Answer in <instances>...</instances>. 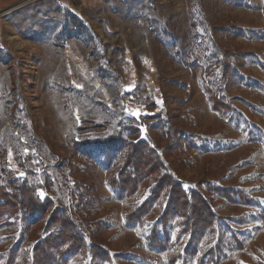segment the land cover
I'll list each match as a JSON object with an SVG mask.
<instances>
[{
  "label": "rangeland",
  "instance_id": "rangeland-1",
  "mask_svg": "<svg viewBox=\"0 0 264 264\" xmlns=\"http://www.w3.org/2000/svg\"><path fill=\"white\" fill-rule=\"evenodd\" d=\"M219 54L240 64L232 75ZM201 77L232 106L226 118ZM116 133L151 143L186 190L205 181L243 192L248 203L206 193L243 243L222 264H264V0H0V184L50 180L37 193L69 210L89 244L108 251L105 264H165L146 242L165 202L129 228L124 216L148 185L127 202L108 187L123 155L124 144L107 145ZM9 231L0 224V264ZM26 233L30 250L45 236ZM22 256L13 264H27Z\"/></svg>",
  "mask_w": 264,
  "mask_h": 264
},
{
  "label": "trees",
  "instance_id": "trees-1",
  "mask_svg": "<svg viewBox=\"0 0 264 264\" xmlns=\"http://www.w3.org/2000/svg\"><path fill=\"white\" fill-rule=\"evenodd\" d=\"M218 56L221 69L225 72L224 77L232 75L233 69L240 65L238 62L230 64L223 56ZM239 57L235 56L234 61ZM205 80L201 77V85L209 95L211 108L224 118L233 108L217 90L210 89ZM129 95L134 94L131 92ZM134 96L133 100L140 102L141 96ZM165 129L170 134L174 131L172 125H166ZM132 131L137 133L139 130ZM112 137L107 145L124 144L121 163L116 172L110 171L107 179L114 196L121 202L131 201L143 183L148 185L150 193L147 200L125 214L126 226L134 229L144 225L157 203L165 202L157 225L146 235L149 248L161 253L165 264H222L230 251L243 248L238 233L232 229L233 222L219 216L206 196L209 192L231 202L248 203L243 192L224 189L205 181L198 183L200 186L204 184V191L186 190L151 143L145 140L126 141L122 139L121 133ZM18 165L28 171L24 161L18 159ZM105 168L107 171L111 169L109 166ZM5 178L6 183L0 184V224L10 229L8 237L12 242L6 264H13L20 253L27 264H68L70 259L78 256L89 259L90 264L112 262L107 250L99 244H89L67 208L57 205L51 197H40L37 189H44L47 193L52 190L49 189L52 184L50 180L46 181V187L36 186L27 178ZM32 227H39L45 236L41 240L37 239L30 250L22 247V244L27 240L28 233L24 239L25 231ZM96 232H99L98 228ZM172 233H175V238ZM182 240L186 241L183 249L179 248Z\"/></svg>",
  "mask_w": 264,
  "mask_h": 264
},
{
  "label": "snow or ice",
  "instance_id": "snow-or-ice-1",
  "mask_svg": "<svg viewBox=\"0 0 264 264\" xmlns=\"http://www.w3.org/2000/svg\"><path fill=\"white\" fill-rule=\"evenodd\" d=\"M133 114H137L138 115V113H133ZM21 175H23V173H21ZM43 193H40V196H41V198H43Z\"/></svg>",
  "mask_w": 264,
  "mask_h": 264
}]
</instances>
